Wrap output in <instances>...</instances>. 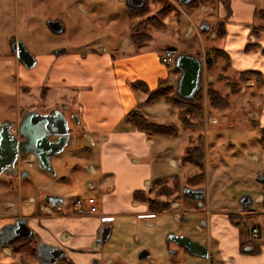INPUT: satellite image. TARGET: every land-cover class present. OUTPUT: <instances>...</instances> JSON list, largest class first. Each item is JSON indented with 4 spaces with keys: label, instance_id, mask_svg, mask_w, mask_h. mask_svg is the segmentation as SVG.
<instances>
[{
    "label": "crops",
    "instance_id": "0c3cea01",
    "mask_svg": "<svg viewBox=\"0 0 264 264\" xmlns=\"http://www.w3.org/2000/svg\"><path fill=\"white\" fill-rule=\"evenodd\" d=\"M145 4L146 0H142L137 8ZM128 7L131 12L132 7ZM258 8L253 0H215L212 5L214 14L211 16L221 24L222 36L217 37L216 27L212 28L207 23L204 24L208 26L209 33L201 31L203 23L198 25L199 30L193 23V28L190 24L186 27L185 36L194 30L198 36L199 32L205 33L206 40L218 38L217 46L209 48L223 51L227 57L228 71L235 78L246 71L258 72L264 85V32H261L259 38H255L252 32V28L258 25ZM151 41L152 38L147 44L144 42L135 49L131 41L128 43L123 40L119 48L123 56L120 57L114 56L115 51L97 44L86 46L81 51H38L34 54L36 62L32 68L24 67L16 56L10 57L6 64L0 63L1 81L5 80L2 78H5L7 71L18 77L12 83L10 92L19 95L24 88H34L43 93L46 104H49L44 115L54 110L61 111L69 128L68 119L72 111H76L72 118L78 133L91 146H97V156L94 158L93 149H85L91 156V163L84 165L83 169L91 178L84 182L83 187L88 193L92 192L88 196L96 197L98 208L96 214L79 216L75 214L74 201L68 206L61 194L47 190L46 186L36 183L27 185L22 180L15 189L11 185L4 186L0 190V207L5 210L0 213V229L13 223L16 218H24L31 234L25 237L27 239H20L0 249V264H41L37 255L40 243L63 251L61 259L53 264H157L154 258L157 256L161 264H183V258L178 263L167 261L165 239L169 233H185L181 226L185 213L198 216L199 223L194 222V228L204 230L205 235L195 240L206 245L214 264H264V189L257 180L259 186L253 198L243 195L250 200L248 208L240 203L243 196L237 200L231 193L226 194L228 189L224 185L220 186L218 180L211 186L206 168L203 185L205 197L201 207L198 201L183 194L171 200L168 209L161 211L150 210L147 201L143 200L153 198L154 180L166 178L170 181L174 177L181 180L195 169L180 163V160L177 163L169 158L168 165L177 168L178 174H164L162 155H166L169 148L165 137L149 136L125 120L128 112L137 110L153 122V119L158 118L160 110L172 115V119L179 123L177 112L170 113V105L164 100L166 105L163 109H151L154 102L146 104L148 95L133 88V83L143 82L149 90H154L162 81L166 85L168 80H175L176 87H171L176 90L180 72H168L170 66L166 67L162 63L163 51L173 49L177 54L201 57L197 50L178 52L169 43L157 50L150 45ZM209 51L211 49L207 53ZM207 73L206 79L216 85V78ZM246 81L240 85V91L242 85L250 87L253 84L252 80ZM49 96L54 101H65L58 106H50ZM25 112L19 109L15 119L2 122H17ZM253 119L261 126L259 131L264 129V112H253ZM208 122L213 124L217 119L210 117ZM171 123L167 119L159 122L165 125ZM181 130L175 135L185 138L180 156L185 147L194 142L193 136L201 133L196 128ZM76 138V134L71 133V145H76ZM252 158L257 159L256 156ZM225 168L219 166L217 171L224 172ZM234 175L239 177V171L235 170ZM6 179L11 180L13 176ZM105 179L108 183L102 184ZM88 181H93L99 187L89 189L86 186ZM137 192L141 193L139 198L135 197ZM48 198L59 199L61 204L50 206L46 202ZM206 206L209 211L207 214L204 209ZM176 211H180V214L173 218ZM231 214L236 215L235 221H239L240 226L232 221ZM102 226L110 227V235L105 242L96 244ZM254 226L258 227L259 234L257 238H250L249 228ZM142 249L149 252V257L139 260L137 254ZM179 250L184 255L193 256L183 247Z\"/></svg>",
    "mask_w": 264,
    "mask_h": 264
},
{
    "label": "rangeland",
    "instance_id": "374dc122",
    "mask_svg": "<svg viewBox=\"0 0 264 264\" xmlns=\"http://www.w3.org/2000/svg\"><path fill=\"white\" fill-rule=\"evenodd\" d=\"M253 1L259 7L258 11L264 8V0ZM214 4L215 0L204 6L186 7L176 0H146L144 11L133 12L131 9L130 12L124 0H0V63L6 64L9 58L13 56L11 52V42L13 40L21 41L33 55L38 51L64 49L81 51L86 46L93 47L102 44L108 50L115 51L114 56L120 57L123 56L119 52L122 41L126 40L130 43V34L134 29L136 30L140 21H143L141 23L144 28H138V32H144L148 36V40L152 38L150 45L156 47L157 50L162 49L164 44L169 43L178 52L181 50H197L201 56L200 58L204 57L207 61L212 58L213 54L212 48L209 47L217 46L218 38L206 40V34L203 32H199V36L194 30L188 36H185L184 32L189 24L193 28V23L197 29L198 25L207 23L212 28L216 27L217 30L221 24L215 22L211 16L214 14L212 9ZM81 8L84 9V12ZM162 8H164L166 15L158 20L165 24L163 23L159 27V21L152 19V17L156 16V13ZM50 20L60 22L64 27V31L60 34H53L47 26V22ZM257 23V27H264L263 21L258 19ZM171 39L174 41H170ZM148 40H144L143 43L146 42L147 44ZM134 46L135 49L138 47L137 45ZM208 49H211L209 51L210 56L207 53ZM175 71L174 65L168 68L170 74L175 73ZM5 73V78H2L5 80H0V124L2 120L15 119L19 109L21 111H35L44 115V112L48 110L46 106L49 104H46L43 96L39 93V89L32 88L28 90L24 88L19 95H16L10 90H12V83L16 79L18 80V77L15 73L9 71ZM206 73L207 71H205ZM207 74L214 76L217 84L214 85V83L206 81L204 78L200 90L203 96H205L206 85L212 83L214 89L220 93V96L224 98L226 96L229 103L225 108L211 107L206 104L203 120L200 121L201 127L197 123V126L194 127L202 134L207 180H210L211 186L218 180L220 186L224 185L228 189L226 194L231 193L237 200L243 195L253 198L254 191L259 186L256 182L258 175L264 174V150L259 143V128L261 126L253 119V112H264V85L259 87H256L254 83L250 87L242 85L243 89L241 88L240 91V85L244 82H237L238 77L235 78V75L228 71V64L222 59L213 61ZM3 85L5 86L2 87ZM165 86L176 87V81L168 80ZM49 100L50 106L54 104L58 106V104L65 101L59 99L54 101L51 96H49ZM165 105V102L161 99L154 102L151 109H160ZM168 107L170 113L178 112L176 107ZM66 114L69 115L68 112ZM158 114V118L151 119L154 123L167 119L169 122L177 124L171 123L170 125L178 126L179 132L182 131L180 124L172 119V115L165 114L160 110ZM72 115H76V111H72ZM72 115L69 118V128L71 133L76 134L77 143L76 145L67 144L60 153L51 157L50 162L54 174L44 172L36 161L29 168L21 164L19 166L21 167L20 171H27L29 175L25 178H17L16 175H13V179L8 180L0 174V190L4 186L10 185L11 188L15 189L20 180L27 185L41 184L46 186L47 190L61 194L68 206L78 196L92 194V192L88 193L83 187L84 182L91 178L85 172L83 166L91 163V156L86 153L85 149L92 148L94 158L95 155L97 156V146H91L78 133ZM210 117L217 119V122L213 124L208 122ZM205 119L206 121H204ZM187 131L191 132L190 130ZM198 135L193 136V138L196 140ZM162 137H165L164 139L169 145L167 154L162 155V169L164 174L173 176L178 174V170L170 167L167 162L169 158H172L178 163L185 138H181V136ZM253 156H256L257 159H253ZM25 157L27 156L25 155ZM235 165L237 166L236 169ZM219 166H226L227 168L224 169V172L217 171ZM14 169L18 170L17 162L14 163ZM235 170L239 171V177L234 175ZM194 173L195 170L193 173L185 174L181 180L177 177L179 188L173 194L167 197L161 196L159 199L170 202L175 197H181L182 187L186 186L184 185V179ZM173 181L172 179L167 180V186L172 187ZM233 186L236 189H233ZM152 188H154L152 193V197H154L157 187L152 184ZM206 209H208V206ZM9 210H7V213H9ZM1 212H5V210L0 207ZM179 214L180 211L174 212L173 218ZM183 218V223H181L185 232L183 235L193 240L205 235L204 230L198 231L194 228L193 224L198 221V216L185 213ZM179 248L171 243L169 247V251L173 252L171 255L165 247L169 263H178L183 258V264H214L211 257L201 259L190 254L184 255ZM154 258L157 264H161L159 256Z\"/></svg>",
    "mask_w": 264,
    "mask_h": 264
},
{
    "label": "water",
    "instance_id": "95a60500",
    "mask_svg": "<svg viewBox=\"0 0 264 264\" xmlns=\"http://www.w3.org/2000/svg\"><path fill=\"white\" fill-rule=\"evenodd\" d=\"M130 6L139 7L142 0H130ZM182 5H187L191 0H176ZM49 30L53 34L63 32V25L54 20L47 22ZM201 31L207 32L208 26L202 24ZM11 51L16 58L26 68L35 65V57L31 54L19 40L11 42ZM60 52V51H57ZM175 69L180 72L177 82V95L181 100H191L201 90L202 87V61L199 57L180 53L175 60ZM13 123L4 121L0 124V174L4 172L15 173L13 163L19 156L33 154L39 167L44 171L54 174L51 165V157L60 153L69 141V128L65 115L54 110L48 114L41 115L34 111H27L22 114L20 120L15 125V130H11ZM29 175L27 171H21L20 177ZM258 183L264 182L262 174L257 178ZM182 194L190 199L198 201L199 207L205 197V190L202 188L182 187ZM46 202L50 206L61 204L59 199L49 198ZM240 203L244 208H248L250 200L247 196L241 197ZM31 234L24 218H16L11 224L4 225L0 229V249L7 247L18 238H25ZM110 235V227L102 226L99 230V237L96 244L105 242ZM173 242L177 246L183 247L189 253L199 258H209L208 249L205 244L193 240L186 235L169 233L165 243L169 251V243ZM170 252V251H169ZM169 254H173L170 252ZM38 259L41 264H53L63 256V251L59 248L40 243L37 248ZM149 257V252L142 249L138 252L137 258L144 260Z\"/></svg>",
    "mask_w": 264,
    "mask_h": 264
},
{
    "label": "trees",
    "instance_id": "16d2710c",
    "mask_svg": "<svg viewBox=\"0 0 264 264\" xmlns=\"http://www.w3.org/2000/svg\"><path fill=\"white\" fill-rule=\"evenodd\" d=\"M213 1L214 0H191V2L185 6L186 7L204 6L210 4ZM145 8H146V4L143 5L141 9L138 10L132 9V11L142 12L145 10ZM156 14L157 15L152 17V19H155L157 21H159L158 19L160 17L166 15L164 8L160 9ZM257 17L260 21L264 22V8L260 9L257 12ZM141 22L143 21H140V23L137 24L136 30L134 29L130 34L131 42L137 46L143 44L144 40H148L147 38L148 36H146L144 32L142 33L138 32V28L140 29L144 28ZM162 24L163 23L159 21L158 26L160 27L162 26ZM263 31H264V27L262 26H258V27L254 26L252 28V32L255 38H259L261 32ZM222 34H223L222 29L219 27L216 31V36L221 37ZM212 52H213L212 58L206 61V71H208L211 68L212 62L215 61L216 59L225 60L226 64H228L227 57L222 50L214 47L212 48ZM246 80H253V83L256 87L263 85L262 76L255 71L243 72L237 78L238 83L245 82ZM213 86L214 85H212V83H208L206 85L205 96H203L202 91H199L194 96L193 99L181 100L177 95L176 90L173 89L171 86H165V83L163 81L160 82L159 85L154 90H149L143 82L137 81L133 83V88L145 92L148 95L147 99L145 100L146 104H151L153 102L162 99L168 105L176 107L178 109L177 118L179 120V124L182 129H193L194 127L197 126L196 123L198 124L199 127H201L200 121L203 120L206 104L216 108H225L229 105L226 96L225 98L220 96V93L216 89H214ZM41 95L43 96L42 92ZM124 118L135 129L142 131L149 136H154V135L175 136L178 133V129L174 125H169V124L165 125V124L151 122L137 110H132L128 112ZM259 143L261 148L264 150V129H261L259 131ZM180 163L188 164L195 168V173L190 176H187L184 179V185L191 188H202L205 182V155H204V145H203V139L201 133L198 135V137L196 138L193 144H190L187 147H185L183 153L180 156ZM172 180H174L172 183V187L167 186L166 178H158L152 182V184L157 187L154 192V197L152 199L143 198V200L147 201L150 210L161 211L169 208L170 202L167 200H160L159 198L161 196L167 197L168 195L173 194V192H175L179 188V182L177 177L176 178L174 177ZM260 185L264 189V182L261 183ZM140 194L141 193L137 192L135 194V197L139 198L138 196ZM262 206L264 207V196L262 197ZM231 219L237 226H240L241 223L239 221H235L236 215L231 214ZM20 239L23 240L27 238L16 239L13 243L18 242V240ZM13 243H11L10 245H12ZM244 244L245 243H242V245ZM18 248L19 247H15V249Z\"/></svg>",
    "mask_w": 264,
    "mask_h": 264
},
{
    "label": "built area",
    "instance_id": "2783aa9c",
    "mask_svg": "<svg viewBox=\"0 0 264 264\" xmlns=\"http://www.w3.org/2000/svg\"><path fill=\"white\" fill-rule=\"evenodd\" d=\"M175 57H176L175 51H173L171 49H167L163 52L162 62L166 66L171 65L174 63ZM32 160H33V158H32V156H30L28 159L25 160V164L27 166H30ZM107 183H108V180L105 179L102 184H107ZM87 186H88V188H93V187H96L98 185L92 181H89L87 183ZM74 210H75V213L79 216L96 214L98 212L96 197L90 196V197H86V198L76 199L74 202ZM208 212H209L208 209H206V213H208ZM176 217H177V215H176ZM250 233H251V236L253 238L257 237V235L259 233L258 228L256 226L252 227L250 229Z\"/></svg>",
    "mask_w": 264,
    "mask_h": 264
},
{
    "label": "flooded vegetation",
    "instance_id": "af4514ba",
    "mask_svg": "<svg viewBox=\"0 0 264 264\" xmlns=\"http://www.w3.org/2000/svg\"><path fill=\"white\" fill-rule=\"evenodd\" d=\"M127 5H130L131 1L130 0H127ZM142 8V7H141ZM139 8V9H141ZM136 10H138V8L135 7ZM12 52V51H11ZM13 56H15V54L12 52ZM70 118V117H69ZM69 120V119H68ZM13 123L14 125L11 127V130H15V125H16V122H11ZM19 171V170H18ZM15 175V174H14ZM49 199V198H48Z\"/></svg>",
    "mask_w": 264,
    "mask_h": 264
}]
</instances>
